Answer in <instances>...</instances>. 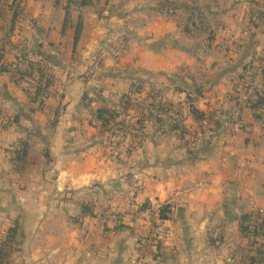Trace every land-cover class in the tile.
Instances as JSON below:
<instances>
[{
    "label": "crops",
    "instance_id": "obj_1",
    "mask_svg": "<svg viewBox=\"0 0 264 264\" xmlns=\"http://www.w3.org/2000/svg\"><path fill=\"white\" fill-rule=\"evenodd\" d=\"M15 1L0 11L4 63L19 64V53L35 60L44 56L53 64L56 83L41 111L29 95L38 86L36 78H30L27 91L17 70L0 71V246L18 224L6 264H264V255L249 251L240 229L244 213L255 215L256 226L264 217V127L250 108L264 91V76L255 69L244 72L247 65L264 64L261 31L244 29L249 20L245 10L253 0H220L227 9L220 13L215 8L209 16L229 25L224 30L229 37L242 36L236 54L229 49L233 39L215 42L208 50L192 42L178 16L161 10V0H114L118 10H101L102 15L96 10L99 0L86 7L70 0L65 7L61 0H32L30 24L26 18L18 20ZM10 17L29 25L21 41L13 31L3 38L6 29H14L6 21ZM211 26L217 39L222 28ZM106 34L104 41L98 40ZM134 36H146V42L134 41ZM66 45L71 53L64 52ZM219 50L230 59L204 84L175 74L173 66L181 62L159 59L156 68L148 60L153 54L177 56L170 53L174 51L196 63L198 57L218 56ZM22 65L24 70L27 65L20 69ZM155 70L163 82L172 77L175 89H182V100L189 93L198 97L196 106L207 115L200 129L204 137L198 132L191 142L184 135L170 141L167 127L152 121L135 134L126 133L120 146L107 148L93 112L121 109L132 84L141 80L148 89ZM253 77L263 90L254 93L249 87V102L233 101L241 88L235 82L252 86ZM221 85L227 93L214 92ZM228 95L226 103L215 106ZM187 125L199 131L200 122L193 117ZM21 142L28 145V154L18 163L14 151ZM128 145L138 146L125 161ZM84 203H91L93 211L85 214ZM166 205L170 218L162 221L160 210Z\"/></svg>",
    "mask_w": 264,
    "mask_h": 264
},
{
    "label": "trees",
    "instance_id": "obj_2",
    "mask_svg": "<svg viewBox=\"0 0 264 264\" xmlns=\"http://www.w3.org/2000/svg\"><path fill=\"white\" fill-rule=\"evenodd\" d=\"M9 0H0V7L4 8L3 5H5L6 2ZM72 3L79 4L81 7H86L90 3L87 0H70ZM206 2V3H205ZM81 3V4H80ZM204 3V4H203ZM160 8L164 13H167L168 15L172 17L179 16L180 13H184L186 17V23L182 24L179 22V26L182 28L183 32L185 34L190 35H197L201 32H203L207 37L205 39V42L203 41L200 46L203 47L205 50L210 49L216 39V35L214 31L211 29V25L207 23V20L209 19V16H212V10H213V2L210 0H161L160 1ZM1 11V9H0ZM214 14V13H213ZM214 16V15H213ZM67 21H70V15L67 19ZM209 24V25H208ZM8 44V43H6ZM5 44V45H6ZM4 46V45H3ZM6 49L0 48V71H11L13 68L17 71H21L20 66L23 63L27 64V67H29L30 74L35 77L38 80V86L34 89V91H29L30 100L32 104H37L38 109L41 111H44L45 104L52 92V88L56 83V77L53 72V64L49 59L42 56L40 59L35 60L31 58L28 54H23L18 58L19 64H6L4 63V60L6 59ZM22 59V60H21ZM250 66H246L244 68V72H247ZM13 69V70H14ZM145 87V82L138 80L135 81L128 92H126L122 97V108H117L115 106L113 107H103L95 110L93 112V116L101 122V127L107 130L108 132L112 133L113 136H116L115 139V145L120 146L122 144V130L115 129L112 126V123L117 121L119 119H122L129 114H131L130 110L136 109L137 112H140V118L138 120L139 127L141 129L146 128V122L153 121L156 122L159 126L164 124L167 126V123H169V117L173 119L176 122L175 125L171 126V130L177 131L181 130V133L184 135L186 132H189V128L186 125H183L182 123V117L181 113L182 111L180 109H177L176 107H159L158 104V95L157 94H149V97L151 98L149 103V107L147 110L141 109L137 106H135L133 102V98L135 95H139L143 92V89ZM181 88H176L175 91H180ZM28 91V90H27ZM198 97L192 96V94L189 93L188 95V103L190 105L191 114L197 120L198 122H205L207 115L205 112L201 111L197 106ZM250 108L253 109L255 113L256 119L263 125L264 127V91L262 93H259L256 100L252 102L250 105ZM173 115V116H172ZM56 116H59V112H56ZM124 120V119H123ZM124 122H126L124 120ZM170 129H167V131H170ZM165 133V131H164ZM126 135V133H125ZM124 138V137H123ZM134 146H126L123 153L125 155L122 160H126L134 151ZM14 153L16 154V158L13 160H16L18 163H20L22 160H26L25 156L28 154V145L24 142L19 143L18 147L15 149ZM47 156V163L52 162V157L50 150L46 152ZM93 208L91 203H84L83 204V212L89 213L92 212ZM170 206L166 205L162 207L160 210V218L162 221L167 220L170 218ZM254 214L251 212L244 213L240 218V229L242 232V235L245 239L248 241V249L250 252L256 251L258 256L263 258L264 255V217L262 218V221H260L259 225L256 226L254 221ZM18 236V224H15L14 228L10 231L9 236L7 237V240H5L2 243V246H0V259L2 261H5L11 254L10 252V244L15 242L16 238Z\"/></svg>",
    "mask_w": 264,
    "mask_h": 264
},
{
    "label": "rangeland",
    "instance_id": "obj_3",
    "mask_svg": "<svg viewBox=\"0 0 264 264\" xmlns=\"http://www.w3.org/2000/svg\"><path fill=\"white\" fill-rule=\"evenodd\" d=\"M65 1L66 0H61L60 5L63 6V7H65V3H67ZM87 1H89V3H90L88 6H90L92 4V1H96V0H87ZM210 1L213 2V9L216 8L217 11H220V13H221V11L227 9V7H225V5L224 6L221 5V3L219 2L220 0H210ZM31 3H32V0H20V1L18 0V2H17V0L15 1V5H16L15 7L16 8L14 9V11H17V14L19 15L18 16V20L25 19L26 18L27 20L25 22H28L30 24V21L32 20V18L29 17V14L31 13L30 10H32ZM99 3H103L102 4L103 6L101 4H99ZM99 3H98V6H96V10H99L98 11V14L99 15H102L101 10H103V11L104 10H109L110 12H112L114 8H115V10L116 9L118 10V4L116 5V3L114 2V0H99ZM251 3H252L251 6H250L251 9H247L246 8V10H245V13L248 14V16H249V20H247L248 25L244 29L245 30L252 29V30L261 31L262 40H264V0H253V1H251ZM132 7L134 8L135 7V4ZM0 9H1V7H0ZM120 9H122V8H120ZM34 14H35V12L32 13V16ZM12 16L13 15H11V17ZM11 17L9 18V20H6V21H10L11 26L14 27V29L13 28H12L13 30L12 29L10 30V28L6 29V31L3 33V38L5 39V37H6L7 34H8L7 37L8 36L10 37L9 33L13 31V34L16 37V40L18 41L19 38H21L23 36H26V33L29 31V25L26 26V27H24V25H22L20 23L18 24L15 20L12 21V18ZM177 19H178L177 22H180L182 24H185L186 23V17H185V15H180V16H178ZM215 19L216 18L210 17L207 20V23H209L210 25L212 23L215 27H218L219 26V28L220 27L222 28L221 29V32L217 33V39H215L216 40L215 41L216 44L223 45V43L225 41H228L227 39H230V41H231V39H233L232 40V43L230 44L231 46L229 47V49L233 52V54L234 53L236 54L237 53V43L236 42L239 41V40H241L242 36L241 35L239 36L237 34L238 33L237 32L236 34H234V36L229 37V34L224 33L225 28H228L229 25L227 23L224 24V22H222V24H221V23H219V21L217 23V20L215 21ZM55 20H57V19H55ZM1 23H3V22H1V18H0V37H1V29H2L1 28V25L2 24ZM57 37L58 36H55V39ZM136 37H138V36H134V38H135L134 41H138L139 43L146 42V38L144 39V37H146V36H144L141 39L138 37L139 38L138 40H137ZM189 37L192 38V42H195L198 45H200L201 44V41H204L205 42V39H206L207 36L204 33H199L197 35H192V36H189ZM201 37H203V38H201ZM106 38H107V34L104 36V38H101V39H98V40L99 41L100 40L101 41H104ZM124 38L125 37H123L122 40H120L121 43H122V45H125V43L127 42V38L126 39H124ZM130 38H131V36H130ZM52 40H54V39L52 38ZM111 40L115 42L118 39L117 38H114L112 36L111 37ZM19 41H21V40H19ZM64 41H67V40L65 39ZM224 45L225 46H223V47H224V51H225V48H228V46H226V44H224ZM69 48L70 47H68V45H66V50H64V52L65 53H71V52H69ZM125 51L126 50L122 48L121 54H124ZM170 53L171 54H174V55H177V56L172 57V56H169V53H167V54H164V56H162V57H158L157 55H154L153 54L151 57L148 58V60L150 61L151 66H155L156 68L161 65V63H158L157 62L159 59H161V60H165L166 59L172 65H175V64L181 62L180 64L173 66V67H177V71H176L175 74H177L179 77H181L182 75H186L189 79L194 80L195 82H198V83H202V84L207 83V82L212 81L213 79H215L216 76H217V74L219 73V71L222 69V67L226 66V64H224V63L227 60L229 61L230 56H231L230 54L227 55L223 51L219 50V55L218 56H214V58H212V57H198L197 58L198 60H194V61H197L196 63H193V62L191 63V60L184 59L182 56H180L179 53H175L174 51H171ZM17 56H22V55H20V53H19ZM166 63L167 62H165V64ZM23 66L24 65H22V67H21V71H17L15 75L17 77V80H19V83L22 85L23 89L24 90H27V88L29 89V87H27V86L31 83V79L30 78L31 77L32 78H35V77H33L30 74V70L31 69L29 67L26 66V68H24V70H23ZM249 69H251V70H254L255 69L254 71L259 70V72H260L259 74H263V76H264V64H259V65H256V66L253 65V67H251V65H250ZM150 75L151 74H149L148 76L150 77ZM153 75L154 76H151L149 78L151 80V83L148 85V89L147 88H144L143 89V92L140 93V96L139 95H135L134 98H133V102L132 103L135 106H137V107H139L141 109L147 110V108L149 107V103H151L150 102L151 98L149 97V94L150 93L157 94L158 95V104H159V107H167V108L176 107L177 109H180L182 111V113H181L182 123H183V125H186L188 127V125H187V119L189 118V116L190 117H193L192 114H191V112H190L191 109H190V105L188 103V100L186 98H185V100H182L183 98H180V94L178 93V91H175V87H174L175 85L172 83V81H173L172 77H170V76L167 77V83H166V82H163V79H164L163 77L157 75L156 70L153 71ZM255 75L256 74H254V76ZM164 83H166V84H164ZM251 83H252V86H246V85H249V82H247V84L246 83H242V82H238V81L235 82V86L239 85V86H241V88H239L240 90H238L239 95L236 94V96H233L232 100L235 101V98H236V101L238 102L237 98L239 97V100L240 101H241V99H243L244 102H249L250 101V96L253 95V93H252L249 96V94H248L249 93V89L247 90V88H249V87L252 88V90H253L254 93H256V89L257 88L258 89L260 88L261 91L263 90L260 87L259 82L256 81V78H254ZM162 88L165 90L164 92L166 93V96L164 98H161ZM220 90L221 91L223 90L224 91V94L227 93V92H225V91H227V88L224 87L223 85H221L219 87H216V89H214V92L217 93ZM240 93L242 94V96H241ZM207 95H208L207 97H209V92H208ZM159 96H160V100H159ZM229 98H230L229 95L228 96H224V98H218L217 103H216L215 106H217L219 104L226 103ZM167 99H168V101H167ZM229 102H231V101H229ZM204 103H205V100L201 99L200 100V104L203 106ZM196 105H197V102H196ZM140 115H141L140 112H137L136 109H133L132 108L131 114H129L128 116H126V117H124L122 119H119L117 121V123H115V122L112 123V126L115 129L114 130L115 133H116V129L122 130V133H121L122 139L125 136V133H127L128 135L135 134L136 133L135 132V129L136 128H140L139 127V124L137 123L138 120H139V118H140ZM0 117H1V113H0ZM123 119L126 122H124ZM149 122H152V120L146 122V125ZM153 122H154V120H153ZM204 123L205 122H200L199 131H198V129H196V130H193V131L186 132L184 134V136H183L184 139L186 141L188 140L190 142L191 141H194L195 140V137L197 138V136L199 135V133L201 134L200 135V138H203L204 137V133H202V131L200 129H203L201 127H202V125ZM175 124H176V122L174 121V116H173V119H171L169 117V123H167V126L164 124V126L167 127L166 129H170L171 126L172 125H175ZM208 128H207V131L208 132L207 131L206 132L207 133H210L209 130H208ZM102 129H103V131L106 134L105 137H107V144H108L107 148H109L111 146L115 147V145H114L116 143L115 140H114V142H111L112 141L111 139L114 138L113 135H112V133L108 132L104 128H102ZM174 135H177L176 137L181 138L183 134L181 133V130L173 131V130L170 129V131H165V136L170 141H173ZM108 139H109V141H108ZM182 141H183V139H182ZM187 143H189V142H187ZM125 145H127V144H125ZM132 146H134V145H132ZM137 146H134V147H137ZM36 149H37V147H33V152H35ZM109 149H111V148H109ZM109 152H110V154L111 153L114 154V152H116V150H113V151L112 150H109ZM128 158H130V156ZM125 161H127V160H125ZM26 166H27L26 163L23 164V165H21V169H25ZM231 177H233V176H230L229 177V180H230ZM235 181H236V178H235ZM261 211H263V212H260V214L261 213L264 214V210L262 209ZM256 221H257V219H256ZM12 246H11V249H12ZM10 252H11V255H12V251L11 250H10ZM5 261H2L0 259V264H6Z\"/></svg>",
    "mask_w": 264,
    "mask_h": 264
},
{
    "label": "built area",
    "instance_id": "obj_4",
    "mask_svg": "<svg viewBox=\"0 0 264 264\" xmlns=\"http://www.w3.org/2000/svg\"><path fill=\"white\" fill-rule=\"evenodd\" d=\"M135 264H145V262H144L143 260H141V261H138V262L135 263Z\"/></svg>",
    "mask_w": 264,
    "mask_h": 264
},
{
    "label": "bare ground",
    "instance_id": "obj_5",
    "mask_svg": "<svg viewBox=\"0 0 264 264\" xmlns=\"http://www.w3.org/2000/svg\"><path fill=\"white\" fill-rule=\"evenodd\" d=\"M230 181H235V178H234V177H231V178H230Z\"/></svg>",
    "mask_w": 264,
    "mask_h": 264
}]
</instances>
